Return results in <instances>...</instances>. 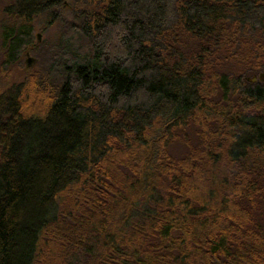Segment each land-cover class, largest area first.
Returning <instances> with one entry per match:
<instances>
[{"label":"trees","instance_id":"obj_1","mask_svg":"<svg viewBox=\"0 0 264 264\" xmlns=\"http://www.w3.org/2000/svg\"><path fill=\"white\" fill-rule=\"evenodd\" d=\"M0 264H264V0H0Z\"/></svg>","mask_w":264,"mask_h":264},{"label":"rangeland","instance_id":"obj_2","mask_svg":"<svg viewBox=\"0 0 264 264\" xmlns=\"http://www.w3.org/2000/svg\"><path fill=\"white\" fill-rule=\"evenodd\" d=\"M52 32H53V30H47L46 31V30H42V28H37L36 31H35V34H34L35 44H41V43H43L46 39H48L49 34L51 35ZM38 37H40V40H38ZM30 57L31 58H34L35 61H36V64H37V59H36V57L32 53L30 54ZM28 59L29 58L26 55V57H24V60L22 62V64H23L22 65V68H21L22 71H20L19 69H14L13 70V77L15 79L18 78L19 76H21V73H27V71L29 72V71L33 70V68L36 66L35 65L30 70H26Z\"/></svg>","mask_w":264,"mask_h":264},{"label":"water","instance_id":"obj_3","mask_svg":"<svg viewBox=\"0 0 264 264\" xmlns=\"http://www.w3.org/2000/svg\"><path fill=\"white\" fill-rule=\"evenodd\" d=\"M38 40H40V37H38ZM27 57L29 58L27 61V68L26 70H30L31 68H33L36 65V61L34 58L30 57V54H27Z\"/></svg>","mask_w":264,"mask_h":264}]
</instances>
